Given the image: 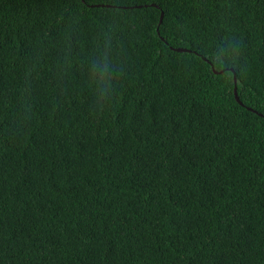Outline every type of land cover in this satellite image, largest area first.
I'll return each instance as SVG.
<instances>
[{
  "label": "trees",
  "instance_id": "trees-1",
  "mask_svg": "<svg viewBox=\"0 0 264 264\" xmlns=\"http://www.w3.org/2000/svg\"><path fill=\"white\" fill-rule=\"evenodd\" d=\"M0 264H264V0H0Z\"/></svg>",
  "mask_w": 264,
  "mask_h": 264
},
{
  "label": "water",
  "instance_id": "water-1",
  "mask_svg": "<svg viewBox=\"0 0 264 264\" xmlns=\"http://www.w3.org/2000/svg\"><path fill=\"white\" fill-rule=\"evenodd\" d=\"M163 12H162V15H161V19H160V22H162V19H163ZM234 79H235V81H236V79H237V76H236V73L234 72ZM238 92H237V87H235V95L237 96V98H238V94H237Z\"/></svg>",
  "mask_w": 264,
  "mask_h": 264
}]
</instances>
